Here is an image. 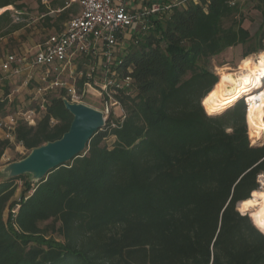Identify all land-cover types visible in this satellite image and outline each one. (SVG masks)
Segmentation results:
<instances>
[{
  "label": "trees",
  "instance_id": "1",
  "mask_svg": "<svg viewBox=\"0 0 264 264\" xmlns=\"http://www.w3.org/2000/svg\"><path fill=\"white\" fill-rule=\"evenodd\" d=\"M23 1L0 0V37L22 27L9 10L24 15ZM252 1L254 36L242 13ZM37 3L58 32L75 5ZM145 23L116 68L131 80L113 95L124 114L111 113L83 153L39 182L0 181V264H264V233L236 209L259 190L264 144L249 140L243 100L215 116L202 106L219 81L211 59L264 52V0H188ZM71 121L53 96L34 126L17 122L14 142L30 152ZM9 147L0 139V160Z\"/></svg>",
  "mask_w": 264,
  "mask_h": 264
},
{
  "label": "built area",
  "instance_id": "2",
  "mask_svg": "<svg viewBox=\"0 0 264 264\" xmlns=\"http://www.w3.org/2000/svg\"><path fill=\"white\" fill-rule=\"evenodd\" d=\"M129 1L68 0L69 4L77 5L78 11L61 32L49 35L34 53L26 51L20 54H0V86L3 80L20 75L28 68L39 70L42 82V86L37 89V93L43 97L38 110L16 112L0 123V126L10 131L6 136L8 140L13 138L18 121L21 120L30 126L36 124L40 113L45 109L47 101L44 96L55 91L72 103L85 104V96H95L102 102L104 109L100 111L103 114H114L115 108L124 114L113 95L117 90L129 89L131 80L122 78L117 72L116 68L121 60L117 61L113 52L120 34L132 29L134 24L142 21L146 15L130 14L127 10ZM186 1L188 0H173L168 8L180 6ZM156 11L157 9H154L151 12ZM140 29H146L144 21L141 22ZM99 56V64H92L85 73H80V78L84 79L81 86L73 82L68 83L62 78L76 59H94ZM246 104L245 102V107ZM257 183L258 189L264 190V173L257 176ZM17 209L18 206L12 212L15 213Z\"/></svg>",
  "mask_w": 264,
  "mask_h": 264
},
{
  "label": "rangeland",
  "instance_id": "3",
  "mask_svg": "<svg viewBox=\"0 0 264 264\" xmlns=\"http://www.w3.org/2000/svg\"><path fill=\"white\" fill-rule=\"evenodd\" d=\"M25 8L23 10L24 15H18V13L14 10L12 7L10 12V17L13 20V23H19L22 25V27L9 35H5L3 37H0V54H6V53H15L20 54L26 51H29L30 54L34 53L37 49V47L44 42V40L47 38L48 35L59 33L55 28L48 29L43 19L40 17L38 12V3L37 0H24L23 1ZM42 4L50 8L51 0H42ZM256 2L252 1L246 4L245 7H243L242 13L244 16V22L243 26L249 31L251 36H254L256 32L259 29L261 18L259 12L255 9ZM6 11V10H5ZM78 11L77 6L73 5L71 7V10L67 14V18L59 23V27L61 28L60 31L64 29L65 24L69 19L75 16V13ZM50 16L55 17L57 14L55 11H51L49 13ZM129 32V31H128ZM243 47H236L231 50L226 51L224 54L217 58H213L210 61L209 68L210 70L218 76V69L222 67L229 68L230 70H236L239 65V63L244 60L242 59V53H243ZM259 54H264V52H258L253 53L249 55L248 57H251L252 60H257V56ZM247 58V57H246ZM83 73L87 71V69H81ZM218 71V72H217ZM219 77V76H218ZM220 79V77H219ZM263 83V89H264V80H262ZM17 86L20 85V83L16 84ZM9 88V87H8ZM11 88V87H10ZM21 94V93H20ZM57 93H50L47 94V98H51L53 96H56ZM246 99V98H245ZM243 100L244 99H239ZM83 102L97 110H103L104 107L102 105L101 100H99L97 97L93 96H85L83 99ZM246 101H244L245 103ZM35 110V109H34ZM17 110L16 106H9L4 114H11L16 113ZM28 111V110H27ZM114 112L116 113V116L120 114V111L118 108L114 109ZM247 130L248 125H247ZM10 134V131L6 129L4 126H0V139L5 140L7 139L6 136ZM249 137V135H248ZM250 140V139H249ZM10 141V147L4 151V154L1 157L0 160V181L4 180L6 177V173L4 172V169L11 163L17 162L21 160V157L26 156L29 151L25 150L20 144H16L14 142V138H12ZM251 141V140H250ZM264 144V138L258 146H261ZM31 176L27 174V181H31ZM23 184L24 180H17V190L14 196V199H18L21 195V192L23 190ZM31 194V191H29L26 196ZM252 199V198H251ZM256 205L260 204L259 201H255ZM16 210V207H13L10 209V211ZM251 209H248L246 214L249 213ZM8 211L5 213V217L7 216Z\"/></svg>",
  "mask_w": 264,
  "mask_h": 264
},
{
  "label": "bare ground",
  "instance_id": "4",
  "mask_svg": "<svg viewBox=\"0 0 264 264\" xmlns=\"http://www.w3.org/2000/svg\"><path fill=\"white\" fill-rule=\"evenodd\" d=\"M236 70L222 67L218 69L220 77L212 91L202 101L206 113L216 115L228 109L240 98H246L245 119L248 125V135L251 144L258 145L264 138V54H259L257 60L247 57L242 60ZM248 201L239 202L236 209L246 214L251 209L249 217L253 224L264 233V190L251 194ZM255 201L260 204L256 205Z\"/></svg>",
  "mask_w": 264,
  "mask_h": 264
},
{
  "label": "water",
  "instance_id": "5",
  "mask_svg": "<svg viewBox=\"0 0 264 264\" xmlns=\"http://www.w3.org/2000/svg\"><path fill=\"white\" fill-rule=\"evenodd\" d=\"M62 103L72 116L68 130L60 139L34 148L21 160L9 164L4 169L5 179L29 174L30 182H39L52 170L64 166L83 153L108 118L100 110L83 103H72L65 98H62Z\"/></svg>",
  "mask_w": 264,
  "mask_h": 264
},
{
  "label": "crops",
  "instance_id": "6",
  "mask_svg": "<svg viewBox=\"0 0 264 264\" xmlns=\"http://www.w3.org/2000/svg\"><path fill=\"white\" fill-rule=\"evenodd\" d=\"M173 3V0H130L127 3V10L130 14L140 15L146 14L145 17L134 24L132 29L124 31L119 36L118 44L114 49L113 55L117 61H120L127 52L129 44L132 39V35L140 29L141 22L148 21L150 18H156L162 13L169 11ZM157 9L156 12L151 11ZM129 31V32H128ZM101 62V57L91 59H76L71 65L69 71L67 70L62 78L68 83H76V85L81 86L84 82L83 78H80V73L82 68L88 69L92 64H99ZM70 73V74H69ZM20 83L19 86L16 84ZM42 86L40 79V71L34 69H26L22 71L20 75L9 77L3 80L0 86V100L4 102V112L9 106H16L17 110L22 112L30 110H38L43 100V97L37 93V89ZM9 87V88H8ZM11 87V88H10ZM21 93V94H20ZM56 96L59 95L58 91ZM46 101L49 99L47 95L44 96ZM19 112V111H17ZM14 113L5 115L0 113V123L5 121L7 117L13 115Z\"/></svg>",
  "mask_w": 264,
  "mask_h": 264
}]
</instances>
